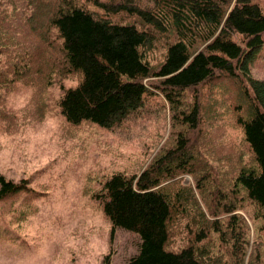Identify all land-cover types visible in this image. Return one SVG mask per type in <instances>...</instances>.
Instances as JSON below:
<instances>
[{
  "label": "trees",
  "instance_id": "trees-1",
  "mask_svg": "<svg viewBox=\"0 0 264 264\" xmlns=\"http://www.w3.org/2000/svg\"><path fill=\"white\" fill-rule=\"evenodd\" d=\"M22 1L21 11H6L0 0V56L6 57L0 98L37 66L38 56L25 51L30 31L24 33L33 26L31 33L45 42L42 76L80 77L58 99L68 123L111 129L160 95L173 128H180L138 174L116 171L101 184L97 197L111 230L139 239L136 252L121 264H244L235 211L249 203L264 229V80L248 68L264 46V0H84L98 13L79 5L81 0ZM28 6L35 11H26ZM157 47L163 48L162 60L151 65ZM220 81L234 86L236 122L250 159L230 166L215 189L211 176L198 177V146L210 144L201 135L206 116L200 93ZM184 174L194 175L193 186L180 183ZM26 184L0 175V202L27 192ZM204 204L208 212L231 215L210 221ZM184 223L189 244L168 249L171 229ZM103 262L109 264L108 257Z\"/></svg>",
  "mask_w": 264,
  "mask_h": 264
},
{
  "label": "rangeland",
  "instance_id": "rangeland-1",
  "mask_svg": "<svg viewBox=\"0 0 264 264\" xmlns=\"http://www.w3.org/2000/svg\"><path fill=\"white\" fill-rule=\"evenodd\" d=\"M2 3L6 11H21L24 5L22 0ZM78 4L98 13L84 0ZM26 11L35 9L28 6ZM33 28L24 33L30 31L25 51L38 56L37 66L31 78L23 77L0 98V175L14 182L25 180L29 188L0 202V264H104L106 257L109 264H121L136 252L139 239L122 229L111 230L97 197L101 184L116 171L138 174L180 128H173L170 109L160 95L151 96L140 112L111 129L68 123L58 99L80 77L77 73L63 77L60 72L42 76L45 42L31 33ZM50 38L60 43L54 31ZM162 55L163 48H154L150 64H158ZM5 62L1 55L0 68ZM248 68L253 78L264 80V46L248 61ZM234 92V86L220 81L204 85L200 93L206 116L201 135L211 145L198 146V177L203 172V177L211 176L215 189L230 166L240 167L250 159L236 122ZM179 180L185 186L195 183L191 174ZM202 207L207 213V206ZM208 213L210 221L231 215L225 210ZM235 215L245 240L244 264H264L262 222L249 203ZM189 235L185 223L181 229L172 228L166 247L177 251L187 246Z\"/></svg>",
  "mask_w": 264,
  "mask_h": 264
}]
</instances>
